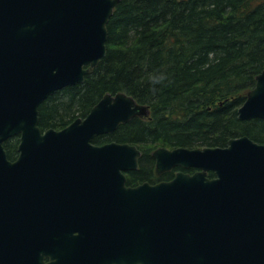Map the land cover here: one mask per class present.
<instances>
[{
    "label": "water",
    "instance_id": "1",
    "mask_svg": "<svg viewBox=\"0 0 264 264\" xmlns=\"http://www.w3.org/2000/svg\"><path fill=\"white\" fill-rule=\"evenodd\" d=\"M119 2L0 0V253H31L19 264H264V143L158 147L157 173L196 170L132 186L141 149L94 139L148 105L108 92L85 117L41 128L40 105L106 56ZM238 112L264 119V70Z\"/></svg>",
    "mask_w": 264,
    "mask_h": 264
},
{
    "label": "trees",
    "instance_id": "2",
    "mask_svg": "<svg viewBox=\"0 0 264 264\" xmlns=\"http://www.w3.org/2000/svg\"><path fill=\"white\" fill-rule=\"evenodd\" d=\"M107 27L106 56L83 83L40 105L42 129L85 117L108 92L147 104V116L94 139L141 149L129 185L173 177L179 168L154 171L158 147H224L243 135L264 143V119L242 120L238 112L264 70V0H120ZM18 142L19 136L6 141L9 156Z\"/></svg>",
    "mask_w": 264,
    "mask_h": 264
},
{
    "label": "flooded vegetation",
    "instance_id": "3",
    "mask_svg": "<svg viewBox=\"0 0 264 264\" xmlns=\"http://www.w3.org/2000/svg\"><path fill=\"white\" fill-rule=\"evenodd\" d=\"M18 149V147H17ZM8 156V159L11 160V161H15L17 160V158L19 157V153H16L15 155L13 156ZM139 169V168H138ZM136 169V170H138ZM174 169V168H173ZM172 169V170H173ZM172 170H169V171H165V172H162L163 173H166V172H170ZM190 170V169H189ZM187 170V171H189ZM154 171H156V167H154ZM190 172V171H189ZM130 172H127V174H129ZM175 173V172H174ZM174 176V175H173ZM171 179V178H170ZM145 181H148V182H151L149 180H144V181H140L138 182L137 184H140L142 182H145ZM135 184V185H137ZM28 255V254H31V253H0V264H19V258L22 256V255ZM34 254V253H32ZM49 258L46 257V261H48Z\"/></svg>",
    "mask_w": 264,
    "mask_h": 264
}]
</instances>
